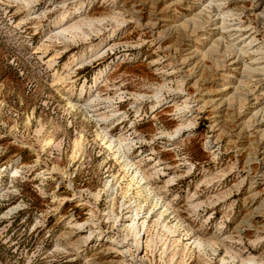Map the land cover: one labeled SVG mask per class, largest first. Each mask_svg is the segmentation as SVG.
Instances as JSON below:
<instances>
[{
    "label": "rangeland",
    "instance_id": "1",
    "mask_svg": "<svg viewBox=\"0 0 264 264\" xmlns=\"http://www.w3.org/2000/svg\"><path fill=\"white\" fill-rule=\"evenodd\" d=\"M25 1L0 0V264H264V0Z\"/></svg>",
    "mask_w": 264,
    "mask_h": 264
},
{
    "label": "bare ground",
    "instance_id": "2",
    "mask_svg": "<svg viewBox=\"0 0 264 264\" xmlns=\"http://www.w3.org/2000/svg\"><path fill=\"white\" fill-rule=\"evenodd\" d=\"M25 2H26V4L31 3V1H29V0H26ZM69 29L72 30V31H77L80 28L78 27V25H75V26H72ZM65 32H67V31H65ZM119 152H120V150H119ZM138 174H140V171H137V173L135 175V179L137 178ZM138 217H139V214L136 215V219L134 220L133 224L129 227V232L130 233H135L136 232L137 235L135 236V238L133 240V244L136 246V249L141 250L142 247H143L142 236H140V232H141L142 227L141 226L140 227L137 226L136 220H138Z\"/></svg>",
    "mask_w": 264,
    "mask_h": 264
}]
</instances>
